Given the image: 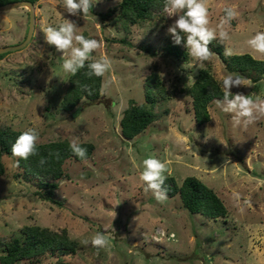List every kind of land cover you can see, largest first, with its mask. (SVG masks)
<instances>
[{
	"label": "rangeland",
	"instance_id": "rangeland-1",
	"mask_svg": "<svg viewBox=\"0 0 264 264\" xmlns=\"http://www.w3.org/2000/svg\"><path fill=\"white\" fill-rule=\"evenodd\" d=\"M119 1L92 0L84 18L83 13L67 14L62 0H35L29 40L3 52L0 125L35 129L37 143L59 138L91 141L94 150L86 159L65 161V175L54 190L61 204L39 197L35 185L14 177L17 157L4 155L0 235L19 234L23 225L39 224L66 228L77 240L75 253L61 260L44 255L38 262L22 259L18 264H264V119L246 129L236 127L232 114L217 105L222 99L216 98L207 104L209 120L198 124L192 97L181 88L190 85L202 67L209 68L220 86L223 77L239 75L229 71L210 46L212 56L202 66L194 65L188 55L168 54L163 48L171 38L167 28L177 17H167L164 11L125 28L115 16ZM207 7L209 27L217 31L225 8L234 7L238 16L225 26L230 36L225 43L233 53L264 58L246 43L256 32H264V0H207ZM67 19L76 24L77 34L100 42L92 60L109 59L101 85L111 82L104 95L95 101L83 97L71 110L61 105L70 74L62 68L66 57L44 42L42 31ZM28 21V5L0 10V46L23 40ZM142 44L153 46L155 52L142 49ZM73 46L79 47L75 41ZM150 74H157L165 89L154 106L158 117L126 139L120 131L121 113L131 100H144L143 86ZM231 91L264 98V77L256 88ZM149 157L165 162L164 175H173L178 183L193 174L213 187L226 214L213 219L190 212L179 195L158 202L140 180L142 162ZM225 159L231 161L226 167ZM97 233L108 239L107 250L81 243Z\"/></svg>",
	"mask_w": 264,
	"mask_h": 264
},
{
	"label": "trees",
	"instance_id": "trees-1",
	"mask_svg": "<svg viewBox=\"0 0 264 264\" xmlns=\"http://www.w3.org/2000/svg\"><path fill=\"white\" fill-rule=\"evenodd\" d=\"M5 1L7 0H0V3ZM30 1L35 2V0ZM163 4L164 0H120L115 16L124 22L125 28H128L132 23L159 16L163 11ZM102 14L106 16L108 13L102 12ZM179 14L182 15L183 12ZM209 46L221 57L229 71L249 78L253 82L252 88H256V82L264 77V58L255 57L254 59V55L250 52L225 56L224 45L218 39L213 40ZM141 48L151 54L155 52L153 46L148 44H142ZM163 48L168 54L178 58L187 57L186 48L183 45L174 44L172 38L166 41ZM2 56L3 53H0V58ZM89 62L91 61H86L85 67L79 69L77 73L69 74L61 98L63 109L71 110L83 97L91 101L100 97L102 77H87ZM146 80L143 86L144 100L142 102L131 100L121 113L120 131L126 139L134 137L158 117L154 106L165 95V89L157 74H150ZM84 85L92 90L91 95L84 90ZM181 89L192 97L194 119L198 124L210 118L207 104L212 99H223L222 88L207 67L198 69L192 83ZM23 132L24 130L14 129L7 124L0 125V174L6 170L2 157L12 155V145ZM70 143L68 138L37 143L36 155L30 156L27 160L16 158L18 170L14 172V177H23L35 185L34 191L39 197L61 204L60 200L54 198V190L59 185L58 180L65 175L63 165L69 159L82 160L72 152ZM76 143L87 150L86 158L92 155L93 142L78 141ZM56 153H59L58 158ZM41 158L47 160L43 166L39 163ZM165 177L163 188L167 190V195H179L182 206L190 212H198L213 219L226 214V205L218 193L196 175H186L180 183L173 175L166 174ZM19 231V234L0 235V264H18L22 259L38 262L44 255H53L61 260L64 255L73 254L78 248L77 240L69 235L66 228L53 229L39 224H25ZM63 264L75 263L64 261Z\"/></svg>",
	"mask_w": 264,
	"mask_h": 264
},
{
	"label": "clouds",
	"instance_id": "clouds-1",
	"mask_svg": "<svg viewBox=\"0 0 264 264\" xmlns=\"http://www.w3.org/2000/svg\"><path fill=\"white\" fill-rule=\"evenodd\" d=\"M62 6L65 12L71 16L83 13L84 18H87L93 5L92 0H62ZM163 11L167 17H177L167 28V34L171 36L174 44L183 45L187 49V55L195 62L194 65L202 66L210 59L212 53L209 45L213 40L218 39L225 46V56L233 54L231 47L225 43L230 39L225 26H230L231 21L238 16L234 7L225 8V15L221 17L217 26L219 31L209 27L207 0H164ZM180 12L183 14L180 15ZM76 27V24L68 19L58 27H46L42 30L44 42L66 57L62 64L64 72L75 74L79 69L85 67L86 61H91L87 64V77H104L110 69L109 59L102 57L99 60H92V54L101 47L100 42L77 34ZM74 41L79 47L73 46ZM246 43L253 52L264 55V32H256ZM253 58L255 59V56ZM220 83L223 99L217 100L216 103L224 113L232 114L234 126L246 129L258 120L264 119V98L257 96L252 99L243 93L233 94L231 91L233 87H250L249 80L240 76L227 75ZM110 84V81L102 83L101 95L105 94ZM83 88L88 91L89 95L92 94V90L87 85H84ZM38 139L39 134L35 129L24 131L12 145V155L23 160L36 155ZM70 148L82 160L86 158L87 150L75 141L70 143ZM56 156L58 158L59 153H56ZM230 162L225 159L224 166L226 167ZM39 163L43 166L47 160L41 158ZM142 163L143 171L140 173V180L144 182V191H151L155 199L163 203L168 198L167 190L163 188L166 179L164 175L166 163L152 157L144 159ZM235 196L239 200V194L236 193ZM134 219L137 220V217ZM89 242L97 250H107L109 247V241L102 233H97L91 241H81L84 245H88Z\"/></svg>",
	"mask_w": 264,
	"mask_h": 264
},
{
	"label": "water",
	"instance_id": "water-1",
	"mask_svg": "<svg viewBox=\"0 0 264 264\" xmlns=\"http://www.w3.org/2000/svg\"><path fill=\"white\" fill-rule=\"evenodd\" d=\"M21 5H28L29 7V21H28V28H27V33L25 35V38L18 43L6 44V45L0 46V53L21 48L27 43V41L29 40L32 34L34 13H33V3L30 0H11L8 2H4L0 4V10L13 8V7L21 6Z\"/></svg>",
	"mask_w": 264,
	"mask_h": 264
}]
</instances>
